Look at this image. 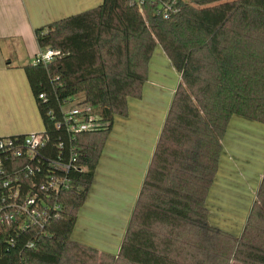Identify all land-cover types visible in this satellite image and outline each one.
I'll return each mask as SVG.
<instances>
[{
	"label": "trees",
	"instance_id": "1",
	"mask_svg": "<svg viewBox=\"0 0 264 264\" xmlns=\"http://www.w3.org/2000/svg\"><path fill=\"white\" fill-rule=\"evenodd\" d=\"M180 5L165 16L148 0L145 14L132 0H102L35 29L40 49L58 51L47 66H24L45 143L35 159L15 163L20 181L0 191V264H264V172L240 235L213 225L208 205L232 120L264 125V0ZM157 45L181 82L111 254L72 234L115 118L142 96ZM77 95L98 109V125L72 135L62 105ZM24 165L39 168L24 178Z\"/></svg>",
	"mask_w": 264,
	"mask_h": 264
},
{
	"label": "crops",
	"instance_id": "2",
	"mask_svg": "<svg viewBox=\"0 0 264 264\" xmlns=\"http://www.w3.org/2000/svg\"><path fill=\"white\" fill-rule=\"evenodd\" d=\"M101 2L102 0H0V137L41 132L35 130L41 126L44 128L24 70L25 65L34 63L36 54L41 50L35 29L85 11L84 8L88 10L87 8ZM180 82V73L163 48L157 45L150 61L149 77L144 84L142 96L128 98V115L115 119L106 140L94 183L72 234L74 240L111 254L119 252L169 106ZM249 129L259 134L263 128L249 126L242 121L238 123L234 118L223 139L225 148L230 139V143L236 146V140L232 138L238 139L239 133ZM252 152L258 158L261 157V166L253 180L255 187L251 186L254 188L250 203L254 201V192L257 191L264 172L263 145ZM224 157L223 152L217 180L208 198L209 220L218 227L221 222L217 221L220 220L215 215L217 213H213L217 212L214 202L219 200L228 203L223 192L224 182L230 171L228 165L232 161L231 158L229 161ZM244 167L247 171L251 169L250 165L245 164ZM241 173L243 175V171ZM251 206L242 215L244 224ZM217 207L225 209L229 206L225 204ZM227 228V231L236 235H240L242 231L235 232L231 226Z\"/></svg>",
	"mask_w": 264,
	"mask_h": 264
},
{
	"label": "rangeland",
	"instance_id": "3",
	"mask_svg": "<svg viewBox=\"0 0 264 264\" xmlns=\"http://www.w3.org/2000/svg\"><path fill=\"white\" fill-rule=\"evenodd\" d=\"M97 5L94 4L90 8L96 7ZM84 9L86 10V8ZM86 106H91V105L85 100L84 96L77 95L72 99H70L68 102L64 103L62 105V108L64 111L69 112L74 109L81 110ZM94 111L96 112L95 115H98V109L94 108ZM120 117L121 116H116L115 119L119 120L118 118ZM235 121H237L238 123L241 121L244 123L246 122L249 126H255L264 129L263 124L249 121L239 116L235 117ZM235 127L237 128V126ZM43 129L44 128L41 126L35 131L38 130L43 131ZM263 129H261L260 131L261 133L259 134L250 129L246 132L239 133L238 139L237 137L232 138L234 139V141L236 140V146L230 143L232 142L231 139L230 141L226 142L227 145L226 148H225V144L223 143L225 149L224 158H226V160L229 159V161L230 158L232 159V161H230V164L228 165L230 170L228 173V177L224 182L225 192H223V190L220 191V193L223 192V197L224 199H227L228 203H226L225 201H224L225 203L219 202V200L215 201L214 205L216 206V208L214 207V209L217 212H213V211L212 212L214 214L217 213L215 214L217 218L220 217V220H217L221 222L220 224L218 223L220 225L219 227L221 228L224 227L225 230L228 229L227 227L231 226V229L233 231L239 232L242 229L241 227H243L244 225V217L242 215L246 212V208L251 206V204H253L256 199V191H255L254 192L255 198L253 203L252 202L250 203L249 201L250 197L252 196L251 191L255 187V183L253 180H255V175L257 171H259L258 168L261 166L259 161L261 157L258 158V155L252 151H256L260 145H263L264 148ZM233 133H235V131ZM229 136H231V133ZM244 136L246 137L245 139L240 138ZM245 153H248V155H245ZM245 164L251 166L250 167L251 169L249 171L245 169L244 167ZM242 171H243V175L241 173ZM251 186L254 187L252 188ZM225 204L228 205L229 207H226L224 209L223 206H225ZM218 205L222 206L223 208L217 207ZM240 221H242V223H240Z\"/></svg>",
	"mask_w": 264,
	"mask_h": 264
},
{
	"label": "built area",
	"instance_id": "4",
	"mask_svg": "<svg viewBox=\"0 0 264 264\" xmlns=\"http://www.w3.org/2000/svg\"><path fill=\"white\" fill-rule=\"evenodd\" d=\"M132 2L138 4L143 14H145L142 7L145 0H132ZM148 2H150V4L153 6L162 7L164 9L163 12L165 16H168L171 11H177L182 6L180 5L175 9V0H148ZM57 54L58 51L54 50L53 48H46L43 50L41 49L34 58V64H42L47 66ZM39 97L44 99V94H40ZM62 111L66 129L72 135L79 132L92 130L98 125L95 122V120L98 118V115H95L96 112L92 106H86L81 110L74 109L69 112L64 111L62 108ZM44 143L45 140L42 131L27 133V135H25V137L22 139L18 136L0 138V191H3L9 187L14 181H20L19 173L12 174L14 170H20L16 169L18 165L16 166L15 163H17V161L22 158H26L27 161L29 159H35ZM76 157L77 153L75 151V153L72 155L71 161L74 162ZM56 167L67 171L70 168V165L57 164ZM38 168L39 165L36 166V169H33V167L30 165H24L21 169V171L25 170V176L23 177L26 178L29 174H33L36 170L38 171ZM51 186H53L54 189L56 188L55 183H51ZM42 188H45V186H42ZM17 194L18 193L16 192L14 196ZM3 200H5V198H3ZM32 203H34L33 198L27 199L26 205ZM21 208L27 211L26 206H22ZM10 216L12 217L13 215Z\"/></svg>",
	"mask_w": 264,
	"mask_h": 264
}]
</instances>
